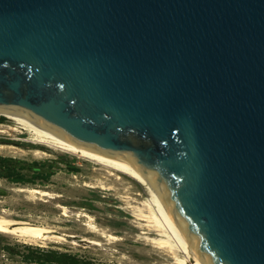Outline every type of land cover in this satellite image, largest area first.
<instances>
[{"label":"water","instance_id":"1","mask_svg":"<svg viewBox=\"0 0 264 264\" xmlns=\"http://www.w3.org/2000/svg\"><path fill=\"white\" fill-rule=\"evenodd\" d=\"M0 109L141 169L205 264H264V0H0Z\"/></svg>","mask_w":264,"mask_h":264},{"label":"rangeland","instance_id":"2","mask_svg":"<svg viewBox=\"0 0 264 264\" xmlns=\"http://www.w3.org/2000/svg\"><path fill=\"white\" fill-rule=\"evenodd\" d=\"M0 117L5 119L0 121V145L16 148L14 152L0 149V156L36 163L43 173L51 172L48 179H35L29 184L0 179V216L55 232L46 243H26L0 234V264H39L26 261V247L76 256L84 264L175 263L171 254L162 253L152 242L158 236L142 229L131 216L130 207L142 208L148 199L143 186L118 173L122 179L116 181L109 170L71 154L24 142L30 136L16 132L18 126L14 122ZM35 149L49 156L37 158L31 153ZM26 174L32 178L31 172ZM97 183H104L111 190L85 187ZM20 188L40 189L50 192V196L22 193ZM90 225L99 233H94Z\"/></svg>","mask_w":264,"mask_h":264},{"label":"bare ground","instance_id":"3","mask_svg":"<svg viewBox=\"0 0 264 264\" xmlns=\"http://www.w3.org/2000/svg\"><path fill=\"white\" fill-rule=\"evenodd\" d=\"M0 116L14 122L18 126L17 129H14L16 132L26 133L30 136L24 142H30L35 146L48 148L52 151L71 154L109 170V175L115 177L116 181L122 179L119 175H124L143 186L148 199L143 202L142 208L130 207L131 216L139 221L142 229L158 236L159 239L155 238L152 242L162 253L171 254L175 260L174 264H205L198 248L176 222L161 191L141 169L124 158L78 145L25 115L0 109ZM16 140L20 139L15 138ZM0 149L14 152L16 148L0 145ZM31 153L37 158L49 156L47 152L40 149L32 150ZM85 187L111 190L104 183L86 184ZM19 191L43 197L50 196V192L40 189L20 188ZM90 228L94 233H99L95 226L90 225ZM53 233L55 232L48 227L0 216V234L17 237L26 243H46L51 239L50 236ZM92 244L99 245L97 242H92ZM179 254H182L183 257H179Z\"/></svg>","mask_w":264,"mask_h":264},{"label":"trees","instance_id":"4","mask_svg":"<svg viewBox=\"0 0 264 264\" xmlns=\"http://www.w3.org/2000/svg\"><path fill=\"white\" fill-rule=\"evenodd\" d=\"M1 120L5 121L4 118H1ZM27 172L32 173V178H28ZM50 175L51 172L43 173L36 163L28 164L21 160L0 156V179L14 184H29L35 179H48ZM26 248L28 250V254L25 255L27 262L39 264H84L76 256L69 254H61L40 248Z\"/></svg>","mask_w":264,"mask_h":264},{"label":"built area","instance_id":"5","mask_svg":"<svg viewBox=\"0 0 264 264\" xmlns=\"http://www.w3.org/2000/svg\"><path fill=\"white\" fill-rule=\"evenodd\" d=\"M0 121H1V117H0Z\"/></svg>","mask_w":264,"mask_h":264}]
</instances>
